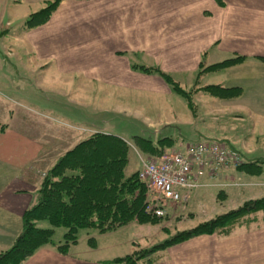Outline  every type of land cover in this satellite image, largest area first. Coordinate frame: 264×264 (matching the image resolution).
I'll list each match as a JSON object with an SVG mask.
<instances>
[{"label": "crops", "instance_id": "crops-1", "mask_svg": "<svg viewBox=\"0 0 264 264\" xmlns=\"http://www.w3.org/2000/svg\"><path fill=\"white\" fill-rule=\"evenodd\" d=\"M45 2L0 0V26L4 19L26 20L32 6L40 9ZM32 33L34 37L31 41L26 38L28 44L21 48L19 58L6 56L0 50V105L8 103L4 104L1 117L6 121L12 117L7 93L11 87L19 94H28L31 78L42 92L44 85L67 77L65 91L54 89L67 97V108L74 119L68 123L69 129L67 126L61 129L55 120L46 118L40 107L22 106L15 115L25 121L28 111L35 113L32 122L37 125L40 137L46 131L55 138L69 132L67 135L74 142L67 141L57 149L55 141L52 151H46V141L41 138L14 140L11 146L4 141L9 133L0 134V253L15 244L23 231L25 211L38 200L42 180L38 173L51 169L61 156L85 140L87 134L105 133L92 129L93 116L112 113L122 117L126 111L129 115H141L140 109L125 106L126 89L132 94L144 90L170 98L165 101H171L166 104L167 115L151 123V127L168 131L174 126H184L189 130L187 135L227 144L247 160H256L253 156L264 150V143L251 142H259L258 137L264 136V0H69ZM29 50L37 53V60L23 59L22 53ZM13 58L17 61H12ZM49 58L57 59L52 63L56 66L53 74L44 72L51 65L45 64ZM233 58L242 60L220 71H204ZM146 68H159L182 89L191 92V104L164 76L145 71ZM211 85L239 88L241 92L237 97L219 99L201 90ZM33 96L37 104L42 102L39 93ZM95 106L100 112L93 110ZM227 114L234 119L231 128L223 121ZM45 119L53 124H45ZM198 120L203 128L198 127ZM15 132L26 136L22 129ZM185 148L174 146L169 152ZM136 151L140 159H157ZM242 177L233 168L224 170L214 180L204 177L202 186L192 193L187 208L183 209H195L199 202L204 208L205 196L210 197L216 188L233 189L223 183L238 182ZM172 212L174 216L182 211ZM45 222H40L39 227L50 228ZM136 225L110 234L92 230L81 236L80 232L87 231L81 230L77 243L70 246L67 254L58 249L67 232L64 228L62 239L42 247L22 264H109L135 252L132 247L140 234ZM123 233L126 234L118 246L123 253L119 250L112 258L90 253L98 248L96 239ZM139 264H264V223L237 228L228 236L196 237L158 253L153 263Z\"/></svg>", "mask_w": 264, "mask_h": 264}, {"label": "trees", "instance_id": "trees-1", "mask_svg": "<svg viewBox=\"0 0 264 264\" xmlns=\"http://www.w3.org/2000/svg\"><path fill=\"white\" fill-rule=\"evenodd\" d=\"M58 3L56 0L34 13L26 21V27L33 28L44 24ZM241 60L242 58L229 59L206 67L204 71H220ZM144 70L156 71L164 76L191 104L192 93L182 89L159 68ZM201 90L219 99L237 97L241 92L239 88L226 89L220 85L207 86ZM130 144L143 155L153 158L172 152H185L188 147L187 145L183 151L169 152V149L175 146V140L170 137L159 139L155 143L151 139L135 136L130 142L117 135L94 132L61 156L42 180L36 204L23 215V231L10 249L0 253V264L24 263L42 247L53 244L57 228L67 230L64 242L58 246L62 254H67L70 246L77 243L81 230H95L106 234L133 223L156 222V219L147 213L149 190L141 181L139 171L130 176L126 174L132 150ZM242 161V165L235 169L240 175L261 174L260 166L255 164L254 160ZM259 213L264 215V197L247 200L237 209L217 215L191 229L180 231L158 246L137 250L108 263H153L158 253L193 238L213 234L231 235L235 229L246 226L247 222L252 223ZM44 221L51 227H39V223ZM90 241L92 246H95L94 239L91 238Z\"/></svg>", "mask_w": 264, "mask_h": 264}, {"label": "rangeland", "instance_id": "rangeland-1", "mask_svg": "<svg viewBox=\"0 0 264 264\" xmlns=\"http://www.w3.org/2000/svg\"><path fill=\"white\" fill-rule=\"evenodd\" d=\"M45 4L40 9L35 8V6H32L30 8V13L26 20H6L4 19L1 26H0V50L3 54H6V56H16L17 58L20 57V50L21 48H24L23 46H26L28 43L26 42V38L34 37L35 33H32V30L36 29L37 27H40L44 24H46L54 14H56L57 10L60 9L61 4L64 2H68L69 0H58V5L54 6V11L50 18L42 25H39L37 27L28 28L26 27V21L29 17H31L34 13H37L41 11L42 9L46 8L49 4L53 3L56 0H45ZM31 45L32 43L29 42ZM37 53L32 52L29 50L28 53H22L21 56H24L23 59H25L27 62H31L33 60H37ZM39 55V54H38ZM57 56V55H56ZM17 58H13L12 61H17ZM57 59L55 58H49L48 61H46L45 64L49 63L51 65H48L45 67V73L53 74L54 71H56V66L53 67L52 63H55ZM53 67V68H52ZM178 79L181 78V76H177ZM40 80V78L38 79ZM58 82H50L47 85H44L42 87V92L38 91L35 86L34 79H29V82L31 85H29V92L28 94L17 93L13 87L7 92L9 95V99L11 100L9 104H12L10 106L11 109V115L12 117L9 118L8 121L6 119H3L1 117V114H3V110L5 105L8 103L1 104L0 109V134H5L6 132L9 133V135L4 139V141L8 144H12L14 140H32L35 141L37 138L41 141H46V151H52V144L56 141L57 149L60 148V146H63V144H66L67 141L70 143L74 142L73 138L71 136H68L67 134L69 132H63L62 136L59 138L53 137L52 132L46 131L44 136H39L40 133L38 131L37 125L32 122V118L35 113H31L28 111L27 117L25 121H22V117L20 115H15L18 112H20V108L29 106V108H37L40 107L44 111H41L44 113L46 118L52 119L55 124L59 125V127L68 126L69 122H73L74 119L70 116L69 108H67V97L61 93H55V87L59 90H66L65 82H67V77L62 78L61 81L57 79ZM136 91V90H135ZM130 90H125L124 93V102L126 107H131L133 110L140 109L142 111L141 115H129L126 111V114L124 116H114L112 113L108 114V116H93L91 118L92 123V129H96L99 131H105V133L118 135L126 140L132 142V139L135 136H142L144 138H148L153 140L155 143L162 138L170 137L175 140L176 145H183L184 148L191 144V143H199L202 140H199V137L195 136V134L187 135L189 130L184 126H174L171 127L170 130L166 131L164 128H155L151 127V123H156L159 119H164V117L167 115L166 110V104L170 103L165 101L167 99H170L165 94H156L152 91H144L141 90V92L135 93L133 90V94L129 93ZM35 93H39V96L42 100V102H39L37 104L35 98L33 95ZM130 96V97H129ZM13 101V102H12ZM197 102V97H196ZM20 104L21 106H19ZM197 105L199 107V114H201V107L199 103L197 102ZM95 111H99L100 109H97L96 106L93 108ZM193 111V109H191ZM190 110V114L192 111ZM24 112V110H23ZM203 113V110H202ZM225 116V115H224ZM60 117L59 120H56ZM222 121V118H221ZM226 123H228L229 127L231 128L234 119L227 114V116L223 119ZM264 121V120H263ZM50 123L53 124L51 121L45 119V124ZM62 123H65L67 125H63ZM197 125L199 128H203V123L201 120L197 121ZM47 126V125H46ZM48 127V126H47ZM64 128V129H67ZM263 128V127H262ZM23 130V132H26V136L18 135V130ZM160 132H159V131ZM68 131V130H66ZM239 133V130H238ZM94 134V132H92ZM87 134L86 139L89 138L91 135ZM237 135V134H235ZM259 142H253V144H262L264 143V136L258 137ZM51 142V143H50ZM203 142L210 143L208 139L205 138ZM60 145V146H59ZM258 145V146H259ZM12 146V145H11ZM256 160L255 164H259V170H261V174L258 176H253L250 173L247 175H242L243 177L240 178V180H237L239 182L240 187H233V189H217L212 191V195L205 196L204 199V208L199 203L196 205L197 208H187V202H183L179 205H167L159 196L153 192V198H158L160 201V205L164 206V209L167 210V213L165 216L161 217H154L153 214H149L148 208L147 213L149 216L156 219V222H147L144 224L137 223L135 228H139V235L135 238V244L132 247V251L137 250H147L151 249L155 246H158L165 242L166 240L170 239L174 235H176L178 232L183 231L185 229H191L195 226H197L199 223H202L204 221L211 220L215 218L217 215L227 213L233 209H237L243 203L250 199H257L264 197V150H259L254 156ZM263 157V158H262ZM243 159L239 158V163L237 167L242 165ZM253 160H249V162H252ZM141 166V159L140 154L136 151L135 148L132 147V150L129 155V164L126 168V174L127 176H130L131 174L137 172L139 167ZM235 167V166H234ZM235 169V168H234ZM233 169V170H234ZM38 173V178L41 177L43 180L48 172ZM41 180V182H42ZM235 184V182L233 183ZM41 186V185H40ZM222 192V193H221ZM149 197V196H148ZM147 197V202H149V198ZM201 197H198L200 199ZM156 199V200H158ZM186 206L185 209L183 207ZM182 211L181 213L178 212L172 215V211ZM170 212V215H169ZM198 213V216L196 215ZM194 215V217H192ZM46 223V222H45ZM264 223V215L263 213H259L256 216V219L250 223L247 222V228L256 227L258 225H261ZM48 226L51 227V225L47 222ZM127 227V226H126ZM130 228V227H127ZM86 232H93L92 230L82 231L80 232V235L85 234ZM65 233L64 228H60L56 230V234L53 236V242L55 240L62 239L63 235ZM110 234V233H109ZM126 233L119 234V235H108L101 239H96L97 242V249H92L90 253L94 256H101V257H109L112 258L114 255H118V251L120 250V240L122 241V237L124 238ZM217 235V234H213ZM112 236V237H110ZM109 238V239H107ZM81 242H83L81 240ZM81 243L80 245H82ZM117 246L114 249H112V246ZM128 249V248H127ZM123 250H120L119 253H123ZM127 251V250H126ZM125 253V252H124ZM126 255V254H125ZM127 256V255H126Z\"/></svg>", "mask_w": 264, "mask_h": 264}, {"label": "built area", "instance_id": "built-area-1", "mask_svg": "<svg viewBox=\"0 0 264 264\" xmlns=\"http://www.w3.org/2000/svg\"><path fill=\"white\" fill-rule=\"evenodd\" d=\"M239 158L227 144L199 142L189 144L185 152H172L154 160L142 159L139 177L149 190V214L162 218L167 213L159 199L153 198V192L167 205L187 202L202 186L204 177L218 178L224 170L236 168ZM233 183L225 185L239 186L237 182Z\"/></svg>", "mask_w": 264, "mask_h": 264}]
</instances>
